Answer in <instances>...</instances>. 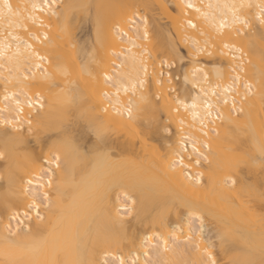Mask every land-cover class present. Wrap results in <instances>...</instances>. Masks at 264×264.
I'll use <instances>...</instances> for the list:
<instances>
[{"label": "bare ground", "instance_id": "bare-ground-1", "mask_svg": "<svg viewBox=\"0 0 264 264\" xmlns=\"http://www.w3.org/2000/svg\"><path fill=\"white\" fill-rule=\"evenodd\" d=\"M47 2L51 7L40 11L45 0H0L4 13L0 17V151L7 156V162L0 160V175H6L7 168L24 180L11 189L6 180H0V243L9 223L13 230L17 227V221L10 220L12 212L19 209L23 219L32 202L31 193L19 197L17 193L32 187L27 179L40 174L49 148L62 138L57 109L58 94L64 88L78 90L110 129L104 145L106 158L93 157L95 136L81 122L74 136L79 153L68 150L67 163L56 174L61 195L50 190L51 207H39L45 219L38 221L33 210L22 226L25 231L33 229L29 243L48 238L38 258L61 264L77 258L83 264H119V258L126 264L133 260L137 264H204L211 254L219 264L224 259L230 264L245 260L259 264L264 259V180L257 151V145L264 142V99L259 88L264 70L259 17L264 0ZM6 4L11 5V14ZM241 4L244 7L238 14L250 27L243 29L247 35L238 37L236 30L242 26L233 24L232 12L224 6L239 8ZM222 20L228 26L220 29ZM241 47L248 53L244 61L247 78L255 86L243 104L236 97L237 109L232 111L233 93L224 88L231 83L237 63L230 53ZM34 51L49 57L41 68L35 67L39 61ZM57 64L62 72L56 71ZM105 74L112 79L105 81ZM49 78L60 87L49 91ZM34 82L44 85L43 110L26 103L27 96L37 91L29 87ZM18 102L22 113L17 110ZM218 113L223 114L222 119L216 118ZM21 137L23 141L18 143ZM204 142L211 149H202L208 153V161L196 165L192 145L200 147ZM241 145L253 159L241 169L244 180L233 187L224 180L236 175L230 162L234 164L235 150ZM189 154L193 162L181 175L179 167L170 165L181 155L188 164ZM35 156L42 159L33 163ZM197 173L203 174L199 183L187 178ZM197 216L204 221L203 229L208 220L216 225L215 242L204 238ZM69 221L78 226L70 237L71 250L53 248L52 241L66 233ZM192 222L198 227L191 226ZM102 233L106 239L99 243ZM226 233H230L229 243L222 247L221 237Z\"/></svg>", "mask_w": 264, "mask_h": 264}, {"label": "snow or ice", "instance_id": "snow-or-ice-1", "mask_svg": "<svg viewBox=\"0 0 264 264\" xmlns=\"http://www.w3.org/2000/svg\"><path fill=\"white\" fill-rule=\"evenodd\" d=\"M55 4V0H53V5ZM8 9V13H12L11 5H5ZM38 6L33 5V8H37ZM51 5L48 4L47 0L42 6H39V10L43 11L45 8H49ZM188 7H192V5H188ZM211 7V6H210ZM219 7V6H218ZM224 7L228 8L233 15V24H240L242 27L241 29L236 30L237 36L247 35L243 33L244 28H249V22L247 19H241V16L238 14L239 9L244 7L243 4L237 8L235 5H225ZM55 15V11L52 13ZM4 15L3 12H0V17ZM260 25L262 31L259 35V45H260V59L261 63L264 64V12L261 13L259 17ZM35 22V21H34ZM40 24L43 26V21H40ZM190 26L195 28V24H191ZM228 26L226 20H222L219 28L223 29ZM27 32L28 29L25 28ZM147 35V33H145ZM35 39H40L39 37H35ZM44 40H48V36L44 35ZM209 43V41H205V44ZM224 47H229L228 44H224ZM28 48H32V45L29 44ZM201 49H197V53H199ZM236 53H239L237 55ZM232 56V60L236 61L235 67L232 69V72L235 73L234 75L230 76L231 83L224 88L226 93H233L232 96V106L231 110L235 111L237 109V100L236 97L240 96V103L243 104L245 101L248 100L249 95L252 94L253 87L255 86L248 78L246 74V69L244 65L245 57L248 53L245 52L244 48H237L235 52L230 53ZM33 55H35L36 59L39 63L35 64V67L41 68L43 66V62L49 60L47 54H41L38 51H34ZM209 55H211L209 53ZM250 63V61H249ZM45 73L47 69L44 70ZM56 71L62 72L63 68L61 65H56ZM244 73V75H242ZM29 77L25 76V79ZM105 81L112 79V77L108 76L107 74L104 75ZM207 79V77H205ZM29 87L37 89V91L31 95L27 96L26 103L29 108H38L43 110L45 108V97L41 89L44 87L43 84L40 82H34ZM60 85L54 80L49 78L48 80V88L51 91L52 88H59ZM141 87H143V82H141ZM216 87H220V85H216ZM259 88L261 91L262 99H264V70L260 73V80H259ZM127 91V89H125ZM107 93H104V96H107ZM213 95H216L215 91H213ZM59 96V104L60 107L57 109V116L58 119L61 121V128H62V138L57 139L53 142L52 146L49 148V154L46 159L42 160L40 164L41 172L39 175H36L34 178L27 179L26 183L29 186L28 188H24L21 192L17 193V196L24 195L26 196L28 193L32 194V202L27 205V209L23 212V219H21V213L19 209H16L12 212L10 220L14 219L17 221V227L15 230L12 229L11 223L6 226L5 231L7 235L2 238V243H0V264H61L58 260H42L38 258V254L41 252L42 248L48 244V238L42 237L39 244L37 243H29L28 237L29 234L33 232V229L29 227L26 231L23 230L22 226L24 225L25 219H31L29 213L33 210L36 212V217L38 221H43L45 219L44 216L40 214L39 207H51V202L53 198V192L50 191L55 189L56 194L59 196L60 188L57 184L56 174L58 171H62L64 164L67 163V151L71 150L74 153H79V147L74 142L75 130L80 126L81 122H84L87 125V129L95 136V142L92 144L91 153L93 157L97 160H102L106 158V152L104 150V145L106 141V134L110 130L108 126L104 123V121L97 115V108L93 106L86 98L83 97L82 94L79 93L78 90L72 89H60ZM7 98V97H6ZM224 104H228V98H224ZM51 108V105H48ZM186 107V105H185ZM210 107V105H209ZM17 110L18 112H23V107L18 102L17 103ZM103 111L107 113L108 109L104 108ZM179 111V109H177ZM239 111L243 112V107L239 109ZM129 118H132V109H128ZM208 116H211L212 113L209 111L207 113ZM217 119H222L223 114L218 113ZM66 122V125L65 123ZM183 123V121H181ZM32 121L29 120V129L28 131L31 132ZM165 131H169L168 128H165ZM171 134V133H169ZM205 136H208L207 132H204ZM23 137H21L17 142L22 143ZM7 143V141L5 142ZM36 145H42V141L40 140L39 136L36 137ZM202 149H210V145L207 142L202 143L200 147L197 146L196 143L192 145V152L196 153L195 164L199 165L203 161H208V153L204 152ZM184 151H187V147L185 146ZM44 149L41 146L40 152L43 153ZM257 151L259 155V166L261 168V178L264 180V142H260L257 145ZM33 152H35V147H33ZM236 157L234 160V164L230 162V166H234L236 169L235 176H228L225 178L224 183L230 184L231 186H236L238 182H242L244 180V176L241 175V169L243 167H247V160L253 159L248 155L247 149L241 145L236 150ZM33 163L40 161L42 159L41 156H35L32 158ZM188 164L185 163L184 157L181 155L179 158L170 165L171 167H179L181 169V175H185V169L189 167V165L193 162V156L189 154L187 157ZM0 160H5L7 162L6 152L0 151ZM44 165H48V167H44ZM55 166L54 168L52 166ZM6 175H0V180H6L9 189L12 188L17 182L20 184L24 183L22 177L14 174L12 171L6 168ZM202 173H197L196 177L188 176L189 180L195 179L196 183L200 182V176ZM35 180V185H34ZM34 185V186H33ZM39 198V200L37 199ZM261 199L264 200V191L261 192ZM61 208L60 214L63 216L65 214V209L63 208L64 201L61 199ZM196 219L200 222L201 231H203L204 221L200 216H197ZM261 225L264 226V213L261 215ZM78 226L73 224L69 221L67 225L66 233L61 236L57 237L52 241L53 248L57 246L65 247L71 250L72 243L70 237L76 231ZM36 231H41V227L38 225ZM262 246H261V254L264 256V232H262ZM230 233H226L225 236L221 237L222 247L229 243ZM35 240V237L32 238ZM106 239V236L102 233L98 236L97 242L102 243ZM159 247V245H157ZM165 250H167V242H165ZM25 255H30L32 258L25 260L23 257ZM63 264H83V261L77 259L74 260H66ZM119 264H126V261L123 258H119ZM132 264H137L136 260L132 261ZM147 264V262H146ZM204 264H219V262L208 254V260L204 262ZM233 264H254L251 260L245 261H235ZM259 264H264V259H261Z\"/></svg>", "mask_w": 264, "mask_h": 264}, {"label": "rangeland", "instance_id": "rangeland-1", "mask_svg": "<svg viewBox=\"0 0 264 264\" xmlns=\"http://www.w3.org/2000/svg\"><path fill=\"white\" fill-rule=\"evenodd\" d=\"M180 52H181V54H183V56H185V51L184 50H182V49H180ZM175 81H176V79H175ZM209 221V220H208ZM207 221V223L205 224V228L203 229V231H202V233H204L203 235H205L204 236V238L206 237L207 239H209L210 238V241L211 242H215L216 240H215V237H213V234L215 235V231L217 232V229H216V225L215 224H213V222L211 223V221H209L208 222ZM193 223V224H192ZM191 223V226H193V227H198V224L197 223H195V222H192ZM197 224V225H196ZM212 226V227H211ZM195 227V228H196ZM201 233V234H202ZM222 262V264H230L229 263V261L228 260H226V259H224V260H222L221 261Z\"/></svg>", "mask_w": 264, "mask_h": 264}]
</instances>
